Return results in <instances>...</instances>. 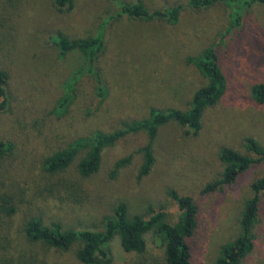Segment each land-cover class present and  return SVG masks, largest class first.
<instances>
[{
    "label": "rangeland",
    "instance_id": "rangeland-1",
    "mask_svg": "<svg viewBox=\"0 0 264 264\" xmlns=\"http://www.w3.org/2000/svg\"><path fill=\"white\" fill-rule=\"evenodd\" d=\"M187 1L122 0L149 10ZM117 11L109 0H74L73 8L63 12L52 0H0V70L8 75L0 142L12 145L0 159V264H77V244L58 251L27 241L23 224L32 217L64 230L101 231L104 218L123 203L130 216L163 212L174 222L170 190L190 196L198 207L192 264H214L220 247L239 234L244 204L252 196L250 183L264 175V167L244 174L231 188L204 189L222 174L220 148L250 155L247 138L264 147V105L251 94L254 85L264 83V5L248 8L242 27L229 35V11L221 3L199 11L186 8L175 24L119 17ZM108 18L105 47L96 60L101 84L91 74L73 84L86 64L84 55L73 51L60 59L53 38L92 37ZM210 47L218 54L225 92L205 110L196 134L174 123L159 129L149 175L137 178L139 149L147 141L143 132L105 148L99 169L89 178L76 171L82 153L60 174L43 170L47 157L79 138L142 120L151 108L186 110L195 91L207 84L190 59ZM65 98L69 101L60 111ZM128 156L131 162L113 172L116 162ZM18 186L23 191L19 208ZM4 199L11 200L14 214L1 210ZM253 234L254 248L241 264H264V194ZM146 239L147 257L161 260V245L151 234ZM109 249L112 264L135 260L121 249L118 237Z\"/></svg>",
    "mask_w": 264,
    "mask_h": 264
},
{
    "label": "trees",
    "instance_id": "trees-1",
    "mask_svg": "<svg viewBox=\"0 0 264 264\" xmlns=\"http://www.w3.org/2000/svg\"><path fill=\"white\" fill-rule=\"evenodd\" d=\"M74 0H52L59 12L69 11L73 8ZM118 11L117 16L139 20H159L175 24L183 10H205L215 4H225L228 8V27L225 35L237 32L243 23L246 10L254 4L264 5V0H188L185 4L165 7L163 9L149 10L140 2L124 3L122 0H109ZM112 18L104 20L97 28L95 35L88 38L68 39L62 34L56 35L53 46L56 47L58 57L63 59L67 54L78 51L84 55V69L75 77L76 84L86 74L95 75L98 83L101 78L96 68V60L105 47L106 25ZM190 61L195 65L207 84L199 88L192 96L189 107L184 110L169 108L160 110L151 108L148 116L142 120L125 123L122 127L109 132H95L89 137L79 138L66 149L57 151L47 157L43 162V170L49 175H57L67 170L75 158H79L76 171L81 178H89L97 172L101 164V154L105 148L112 147L120 139L130 134L143 132L147 136L146 144L139 149L142 163L137 178L141 179L150 174L154 164V143L158 131L164 125L174 123L184 129L186 134H196L202 125V116L207 108L218 103L226 89V78L222 72L218 54L212 47L206 48ZM8 75L0 70V111L8 106L7 96ZM103 88L99 87L97 95L100 97ZM253 100L264 105V83L256 84L251 89ZM65 98L59 103V110L69 101ZM61 111V110H60ZM245 144L250 155H244L228 147L218 151V159L223 165L219 179L208 184L204 193H214L218 190L231 188L238 179L249 171L264 167V147L254 139L247 138ZM12 150L9 143L0 142V159ZM131 156L116 162L113 172L125 167L131 162ZM251 198L243 207L239 220V234L229 243L220 247L214 264H241L254 248L253 228L263 204L264 175L250 183ZM23 194L18 186V208L22 203L19 199ZM170 198L176 205L177 217L170 222L163 212H152L150 216H130L127 206L120 203L113 209L112 216L103 220V230H64L58 223L46 226L40 218L32 217L25 220L23 233L27 241L42 243L48 248L58 251H68L78 245L76 252L77 264H112L109 244L114 237L119 238L121 249L135 256L131 264H192V241L198 227V207L190 196H183L170 190ZM20 195V196H19ZM11 200H2L1 210L10 216L15 208ZM153 235L162 247L161 260L147 257V235Z\"/></svg>",
    "mask_w": 264,
    "mask_h": 264
}]
</instances>
